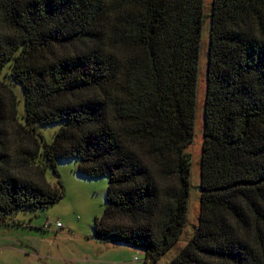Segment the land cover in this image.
<instances>
[{
  "label": "trees",
  "instance_id": "1",
  "mask_svg": "<svg viewBox=\"0 0 264 264\" xmlns=\"http://www.w3.org/2000/svg\"><path fill=\"white\" fill-rule=\"evenodd\" d=\"M205 17L204 0H0V225L58 203L56 161L74 159L108 178L95 239L146 264L178 241ZM207 17L199 222L168 264H264V0Z\"/></svg>",
  "mask_w": 264,
  "mask_h": 264
},
{
  "label": "rangeland",
  "instance_id": "2",
  "mask_svg": "<svg viewBox=\"0 0 264 264\" xmlns=\"http://www.w3.org/2000/svg\"><path fill=\"white\" fill-rule=\"evenodd\" d=\"M210 7L211 0H204L206 17L200 42L194 137L185 148L191 159L186 223L178 241L153 264H168L192 238L199 222L200 156L210 27L207 16ZM12 88L22 115V91L18 85ZM4 94L10 98L9 93ZM61 125L55 123L37 126L36 129L43 140L50 143ZM77 165L78 161L74 159L56 161L64 191L58 203L34 212L19 211L0 225V264H146L144 249L123 243L100 242L93 237L94 220L103 215L108 178L79 174ZM45 179L51 186L56 184L50 169L46 170Z\"/></svg>",
  "mask_w": 264,
  "mask_h": 264
},
{
  "label": "built area",
  "instance_id": "3",
  "mask_svg": "<svg viewBox=\"0 0 264 264\" xmlns=\"http://www.w3.org/2000/svg\"><path fill=\"white\" fill-rule=\"evenodd\" d=\"M46 224L44 225V228H45ZM59 226V223H57V227Z\"/></svg>",
  "mask_w": 264,
  "mask_h": 264
}]
</instances>
